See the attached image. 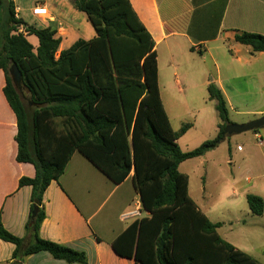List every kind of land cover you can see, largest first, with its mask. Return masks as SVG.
I'll return each mask as SVG.
<instances>
[{"label":"trees","instance_id":"trees-1","mask_svg":"<svg viewBox=\"0 0 264 264\" xmlns=\"http://www.w3.org/2000/svg\"><path fill=\"white\" fill-rule=\"evenodd\" d=\"M72 5L87 16L95 35L60 51L57 30L29 25L16 17L13 0H0V70L17 120V161L36 172L19 180L20 188H32L26 229L33 242L26 245L0 221V240L15 246L13 260L47 252L67 264H88L84 252L40 236L44 193L79 152L115 184L131 176L149 213L115 240L118 256L138 264H262L220 236L222 223L198 208L188 176L180 172L182 163L205 156L229 136L222 91L214 83L207 88L216 102L218 134L182 151L178 140L191 125L179 132L171 125L160 95L155 41L130 0H72ZM30 36L38 39L36 49ZM235 41L264 52L263 35L242 32ZM14 65L22 74L21 90L10 74ZM246 200L253 215L264 214L262 197L250 193Z\"/></svg>","mask_w":264,"mask_h":264},{"label":"crops","instance_id":"crops-1","mask_svg":"<svg viewBox=\"0 0 264 264\" xmlns=\"http://www.w3.org/2000/svg\"><path fill=\"white\" fill-rule=\"evenodd\" d=\"M13 2L16 17L29 25L52 28L57 32L63 30V36L58 34L62 39L60 51L83 39L67 25L81 16L74 9L72 0H36L30 10V20L20 16L17 0ZM130 2L155 41L160 95L170 122L166 101H178L176 96L171 95L177 90L176 87L179 89L177 94H184V116L193 117L195 124L198 123L199 113L195 106L194 88L204 86L207 89L210 83H214L222 91L228 106L226 86L220 79L222 68L225 69L226 65L238 78L245 79L248 87L259 89L251 93L256 98L253 103L259 101L264 105V52L253 53L249 46L235 41L236 35L242 32L264 36V0ZM35 6L45 7L47 16H34L32 9ZM94 35V30L89 31L85 40L92 39ZM217 42H222V48L227 46L225 55L220 53L221 49L213 50L210 47ZM178 72L184 77V90L183 79L180 80ZM163 73H173L174 79L163 84ZM5 83V74L0 70V221L9 232L30 245L34 234L26 229V225L30 218L32 188H20L19 180L23 177L33 178L36 172L32 164L17 161V120L4 95ZM213 102L216 107V102ZM237 115L242 119L232 121L229 116L231 123L246 124L264 116V106H255L237 112ZM218 124H213L215 135L218 134ZM259 130L254 137L259 135L264 140V127ZM208 154L201 158H206ZM251 194L264 200V194ZM43 206L46 212L40 229L43 239L84 252L88 264H138L133 259L118 256L113 250L115 240L132 223L149 217V213L142 208L131 176L123 183L115 184L82 154L75 152L59 181H53L44 193ZM244 213L252 217L248 203ZM234 215L239 214L236 211ZM260 217H264V214ZM222 228L223 223L218 233L226 240L221 235ZM226 241L242 250L231 240ZM14 250V245L0 240V264H14ZM20 263L67 264L54 259L47 252L30 255Z\"/></svg>","mask_w":264,"mask_h":264},{"label":"rangeland","instance_id":"rangeland-1","mask_svg":"<svg viewBox=\"0 0 264 264\" xmlns=\"http://www.w3.org/2000/svg\"><path fill=\"white\" fill-rule=\"evenodd\" d=\"M35 1L17 0L20 16L30 20V10ZM79 14L81 16L77 20H72L67 25L73 28L77 36L86 39L88 32L93 31V28L87 16ZM28 41L35 49L38 47V39L35 36L28 37ZM210 47L221 49L219 51L224 55L227 51V46L222 48V42L211 44ZM177 74L180 80L183 79L184 90V77L182 73ZM170 79H174L173 73L162 74L163 84ZM220 79L226 86L229 116L232 121L242 119L237 112L264 106L259 101L253 103L256 98L251 93L259 89L248 87L245 79L238 78L236 73L229 70L228 65L225 69L222 68ZM176 89L171 95L176 96L178 101H166V106L171 125L176 132L186 124L191 125L186 134L181 135L178 140L181 150L188 152L215 138L213 124L220 123V119L215 103L208 97L206 87L193 89L195 106L199 113L197 124L193 117L184 116V94H177L179 89ZM180 172L188 176L190 197L212 222L223 223L221 235L264 264V217L253 214L250 217L244 213L247 209L246 194H264V147L258 143L254 132L229 135L218 148L210 151L206 158L199 157L182 163ZM236 211L238 216L234 215Z\"/></svg>","mask_w":264,"mask_h":264},{"label":"water","instance_id":"water-1","mask_svg":"<svg viewBox=\"0 0 264 264\" xmlns=\"http://www.w3.org/2000/svg\"><path fill=\"white\" fill-rule=\"evenodd\" d=\"M10 74L12 77V81L14 85L21 90V83H22V74L18 67L14 65L10 69ZM264 127V116L260 117L259 119H256L254 121H251L246 124H236V123H230L225 128V134L227 135H234V134H241L245 132H253L255 130H259ZM37 209L33 212V217L36 215ZM14 264H21L20 262H15Z\"/></svg>","mask_w":264,"mask_h":264},{"label":"built area","instance_id":"built-area-1","mask_svg":"<svg viewBox=\"0 0 264 264\" xmlns=\"http://www.w3.org/2000/svg\"><path fill=\"white\" fill-rule=\"evenodd\" d=\"M32 13L34 16H37V17H44V16H47L48 12H47V9L45 7H42V6H35L33 9H32ZM58 34H60V36H63L65 33H63V30L59 31ZM256 139L258 141V143L264 147V140L261 136L259 135H256Z\"/></svg>","mask_w":264,"mask_h":264}]
</instances>
